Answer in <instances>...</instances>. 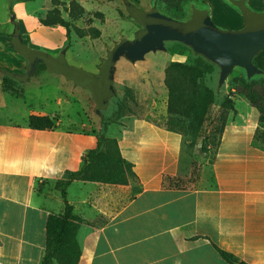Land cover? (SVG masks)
<instances>
[{
	"label": "crops",
	"instance_id": "crops-1",
	"mask_svg": "<svg viewBox=\"0 0 264 264\" xmlns=\"http://www.w3.org/2000/svg\"><path fill=\"white\" fill-rule=\"evenodd\" d=\"M201 1L226 15L219 13L226 7L220 0ZM11 12L22 27L28 20L35 32L52 28L41 25L21 0H0V264H40L46 218L64 209L55 184L65 172L80 169L99 129L87 99L57 76L20 79L21 59L2 39ZM54 34L63 47L65 30ZM166 67L152 60L120 79L136 104L114 138L135 177L125 186L74 181L66 190V202L83 220L78 264H227L213 244L239 262L264 264L258 115L250 106L244 113L235 109L215 148L197 154L184 135L167 127ZM8 79L16 93L2 89ZM30 116H48L54 126L33 130ZM193 164L197 176L174 187L173 179H191Z\"/></svg>",
	"mask_w": 264,
	"mask_h": 264
},
{
	"label": "trees",
	"instance_id": "trees-1",
	"mask_svg": "<svg viewBox=\"0 0 264 264\" xmlns=\"http://www.w3.org/2000/svg\"><path fill=\"white\" fill-rule=\"evenodd\" d=\"M123 7V0H118ZM125 1V0H124ZM137 18L138 30L129 37L105 46L97 53L96 58L90 64L76 63L64 60L60 70L49 75L57 76L64 86L81 94L91 104L90 112L94 121L98 124L97 145L89 150L79 170L65 172L62 179L55 184L56 190L64 203L61 213H50L45 222V247L40 264H78L81 257V247L78 241V232L83 220L74 213L72 206L66 202V190L74 182L99 183L103 185H122L129 183L134 178L132 164L125 160L119 150L116 138L106 136L108 126L121 125L125 112L132 113L129 102L135 105L133 91L127 87H121L120 79L126 70H138L142 66L135 67L134 60L148 50V46L162 32H168L173 25L161 27L157 24L159 14L178 24V26H190L196 20L202 19V12L206 3L200 0H149L150 7H142L138 0H127ZM231 6L234 12V20L237 17L234 11V0H223ZM200 6V7H199ZM201 8V9H200ZM204 9V10H202ZM264 10V7L255 8ZM198 11L196 14H194ZM200 12V13H199ZM84 9L76 2H71L69 17L71 20L80 19ZM122 19H127L124 10L119 11ZM39 23L45 27L58 26L65 30L69 39L70 30L73 29L79 37L91 35L98 38L100 31L95 28L88 30L79 29L70 21L64 20L58 10L46 13ZM159 25V26H157ZM172 27V28H171ZM65 49L69 44H65ZM184 48L186 63L168 62L165 70V86L167 89V127L173 132L186 137L187 146L195 145L205 122L215 106L221 110L219 123L216 129L218 144L221 134L227 124V113L235 114L234 100L228 96L220 103L215 101L212 89L204 84L205 68L210 67L200 59H193L191 52ZM119 51V52H118ZM154 59V58H153ZM257 65L264 71V52L256 59ZM12 80H3L2 89L10 93H16ZM234 94L248 101L250 107L257 113L259 124H264V81L245 82L241 78L234 79L230 85ZM123 91V95H121ZM54 126L53 120L48 116H30L28 127L44 131ZM259 137L255 136L257 141ZM202 140L200 152L207 153L208 149ZM197 174L193 171L191 179H173L171 184H178L193 180ZM179 188V187H178ZM213 248L227 264H247L239 262L231 253L226 252L215 244Z\"/></svg>",
	"mask_w": 264,
	"mask_h": 264
},
{
	"label": "rangeland",
	"instance_id": "rangeland-1",
	"mask_svg": "<svg viewBox=\"0 0 264 264\" xmlns=\"http://www.w3.org/2000/svg\"><path fill=\"white\" fill-rule=\"evenodd\" d=\"M21 1L27 4L28 11L37 19L44 18L47 12L55 9L58 10L60 16L64 20L70 21L77 28L83 30H88L90 28L98 29L100 31V36L95 39L92 38L91 35H88L86 37H79L76 32L71 29L69 39L67 41L70 46L66 49L64 47L65 45L58 48L57 45L61 41V38L54 33L55 31L64 32L62 28L55 26L51 29H40V31L35 32L28 20L24 21L23 28L22 24L17 20L16 14L14 12H11V14L9 15L7 28L2 36V39L4 41V44L6 45L7 51L14 58L18 57L21 59V65L19 64L20 71L22 72L20 79L30 78L37 75H47L49 73L59 71L60 65L64 60H71L76 63L83 64H85L84 61L92 60L93 62L96 58L97 53L103 50L105 46H108L113 42L116 43L123 38L129 37L130 34L132 35L136 31H139L138 26L136 25L137 19H134L137 18L136 13L133 11L136 10V7L131 6L130 2L127 0H123V7H121V3H119L118 0ZM73 1L84 9L83 16L80 19L74 21L69 17L70 4ZM138 1L142 7H145L146 9L150 7V3L148 2L149 0ZM220 1L226 7H221L219 13H226V15H218L212 9H210L208 5H206V8H208V10L214 14L219 22L223 24L234 21V12L232 9H230L231 6L223 0ZM248 1L253 8L264 7V4L258 5L259 3H256L258 2V0ZM123 10L125 16H128L127 19H122L119 14V11ZM197 12L198 11H196L194 14H196ZM156 22L160 25V22ZM184 52L185 51L182 46H180L176 51L173 50V53H175L177 57L170 62L186 63L187 61L185 59ZM165 64L167 65L168 62ZM203 81L205 86L213 90V77L211 67H208V69L205 68ZM120 85L122 88L124 87L121 83ZM121 95H123V91H121ZM228 96H230L234 100V106L237 112L244 113L249 109L250 105L248 101L243 97L234 94L231 88L226 91L225 97L219 100L218 103H220ZM87 105L89 108L88 113L93 119L90 112L91 104L89 101ZM129 106L131 108L134 107V105L130 102ZM220 112L221 110L219 109V107L215 106L213 111L210 113L209 119L205 122L199 137L195 140L194 151L197 152V154H202L200 152V148L202 147V140H205L206 142L205 144H203L204 146H210L211 149L215 148V143L217 142L218 136L216 134V129L220 120ZM231 115V113H227L228 120L229 118H231ZM126 116H130L129 112H125L122 121H126L128 123L130 117L125 119ZM261 128L262 129L257 132V136L259 137V139H257L256 143L264 148V124H261ZM119 133V127L112 124L110 125V129H106L105 131V135L110 137H117ZM123 153L124 155H128L125 150H123ZM194 172L197 174L196 164H194ZM184 185V183L178 184V187H183Z\"/></svg>",
	"mask_w": 264,
	"mask_h": 264
},
{
	"label": "water",
	"instance_id": "water-1",
	"mask_svg": "<svg viewBox=\"0 0 264 264\" xmlns=\"http://www.w3.org/2000/svg\"><path fill=\"white\" fill-rule=\"evenodd\" d=\"M234 21L221 23L208 9L202 19L182 27L159 14L161 27L174 24L162 32L148 46V50L133 62L144 66L154 59L164 63L175 59L173 50L187 48L193 59H200L212 68L215 101L223 99L234 79L245 82L264 81V71L257 65V57L264 52V10L253 8L248 0H234ZM238 264V263H235Z\"/></svg>",
	"mask_w": 264,
	"mask_h": 264
},
{
	"label": "flooded vegetation",
	"instance_id": "flooded-vegetation-1",
	"mask_svg": "<svg viewBox=\"0 0 264 264\" xmlns=\"http://www.w3.org/2000/svg\"><path fill=\"white\" fill-rule=\"evenodd\" d=\"M171 50L173 51V48H171Z\"/></svg>",
	"mask_w": 264,
	"mask_h": 264
}]
</instances>
